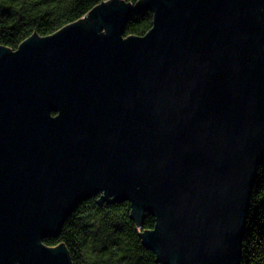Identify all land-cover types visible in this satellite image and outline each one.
Segmentation results:
<instances>
[{
    "label": "water",
    "instance_id": "95a60500",
    "mask_svg": "<svg viewBox=\"0 0 264 264\" xmlns=\"http://www.w3.org/2000/svg\"><path fill=\"white\" fill-rule=\"evenodd\" d=\"M263 165L264 0H110L0 46V264H74L44 240L98 195L155 217L158 264H240Z\"/></svg>",
    "mask_w": 264,
    "mask_h": 264
},
{
    "label": "trees",
    "instance_id": "16d2710c",
    "mask_svg": "<svg viewBox=\"0 0 264 264\" xmlns=\"http://www.w3.org/2000/svg\"><path fill=\"white\" fill-rule=\"evenodd\" d=\"M106 1L110 0H0V46L16 50L35 34L50 36ZM123 1L135 4L139 0ZM153 21L151 11L135 15L125 37L146 35ZM100 198L81 203L59 236L46 238L44 243L66 246L74 264H158L141 237L154 228L155 217L146 213L139 223L132 218L130 202L100 203ZM240 264H264V165L258 169L250 198Z\"/></svg>",
    "mask_w": 264,
    "mask_h": 264
}]
</instances>
